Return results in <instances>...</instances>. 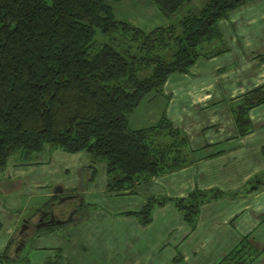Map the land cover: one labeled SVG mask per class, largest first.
<instances>
[{"label":"trees","instance_id":"16d2710c","mask_svg":"<svg viewBox=\"0 0 264 264\" xmlns=\"http://www.w3.org/2000/svg\"><path fill=\"white\" fill-rule=\"evenodd\" d=\"M108 1L118 0H0V172L10 156L28 161L45 146L65 153L83 151L91 162L104 165L106 189L124 192L187 164L188 138L166 115L161 113L154 124L136 130L129 128L128 116L146 94L162 93L169 74L186 73L197 58L224 52L227 47L219 45L206 53L202 43L221 41L217 20L249 0H208L177 26L149 31L116 20ZM150 1L165 16L190 0ZM97 30L108 40L96 41ZM261 103L264 84L229 105L237 136L250 132L248 111ZM93 173L91 168V178ZM263 175L264 171L254 175L242 191L262 185ZM11 186L0 181V191ZM81 193L77 188L63 189L32 213L44 219L52 213L59 219L52 208L74 199L75 210H81L85 204ZM237 193L196 187L184 197L150 195L139 210L122 214L147 225L152 210L168 203L192 231L201 204ZM30 216L20 222L19 241L29 228L37 235L58 226L35 229ZM80 217L71 220L78 222ZM241 238L217 264L254 260L259 251L247 235ZM11 242L8 238L3 246L0 264L14 263L6 256ZM20 261L27 264V259ZM172 261L179 262L181 257Z\"/></svg>","mask_w":264,"mask_h":264},{"label":"crops","instance_id":"0c3cea01","mask_svg":"<svg viewBox=\"0 0 264 264\" xmlns=\"http://www.w3.org/2000/svg\"><path fill=\"white\" fill-rule=\"evenodd\" d=\"M207 1L190 0L173 13L165 15L168 20L161 18L160 23L163 25L154 27L177 26L188 14L199 12ZM116 2L108 1L111 10L112 3ZM135 7L137 12L128 14L127 19L130 22L119 20L141 29L134 22H139L142 13L161 14L156 4L150 0H136ZM217 21V27L222 35L221 41L202 43V50L213 53V49H217L219 45L227 47L226 50L213 56L197 58L186 73L169 74L161 87V94L148 93L144 97L145 104L153 103L156 107L155 111L151 109L153 106L147 107L145 116H154L157 121L163 113L172 122V126L182 130L188 138L184 151L187 164L180 169L153 177L146 183H139L131 189L132 191L108 192L121 195L144 193L139 207L145 203L148 195L184 197L189 190L196 187L204 190L218 188L238 193L232 197H219L201 204L192 231L171 204L166 203L153 209L151 222L140 228L159 226L163 241L157 239L152 242L143 241L139 249L133 252L130 263L137 264L140 255H144L146 259L152 252L166 251L169 255L168 264H172L173 255L181 257V261L173 264H217L222 256L231 251L242 239L241 237L247 235L254 248L259 251L250 264H264V232H256L264 231V183L251 192L242 191L254 175L264 171V153L261 154V146L264 143V103L248 111L252 127L244 136L235 134L233 115L229 110V105H233L237 96L264 84V0L245 1ZM176 31H180L179 25ZM45 150L55 151L45 146L41 152ZM11 157L15 158L14 162L11 163V167L4 166L0 172V181L5 179L6 174L13 172V177L22 178L23 183L25 180L23 175L34 170L31 166L34 163H19L18 157L12 155L9 159ZM36 157L37 154L34 159ZM37 163H41L40 159ZM75 179L69 178L59 186L67 190L74 189ZM12 185L14 188L17 186L15 183ZM34 185L36 188L41 187L36 181ZM20 188L22 185L17 188L19 189L17 194H21ZM45 194L47 200L55 193L52 189ZM86 203L93 205L96 202L87 199ZM2 214L6 215L0 218V253L8 236L21 222L14 215L7 214L4 208H0V216ZM64 225L59 224L51 231L38 233L33 239H29L35 243L32 245V242L28 248H37L39 239H47ZM168 238L170 240H166ZM24 248L26 250V244ZM74 252L75 248L70 250L60 248L58 255L67 261ZM121 255L122 259L124 258L123 264H127L129 262L127 253ZM116 256L118 254H110L107 258L112 260Z\"/></svg>","mask_w":264,"mask_h":264},{"label":"rangeland","instance_id":"374dc122","mask_svg":"<svg viewBox=\"0 0 264 264\" xmlns=\"http://www.w3.org/2000/svg\"><path fill=\"white\" fill-rule=\"evenodd\" d=\"M135 1L136 0H119L116 3H112V12L115 15V19L128 22V14H130V12H137ZM161 18L164 20L169 19L162 14L148 15L142 13L139 22H134V24L138 25L141 29L149 30L154 26L163 25L160 23ZM114 37L120 39V35L117 33L114 34ZM94 38L96 41L108 40L107 37L98 30L95 32ZM145 100L146 98H144L135 108L134 112L128 116L129 128L136 129L139 127H146L156 122L157 118H154V116H145L147 111L145 109L147 107L153 106L151 107L152 111L156 110L155 104H145ZM14 156L19 158L17 155ZM32 156L30 161L19 158V163H34L31 165L34 167V170L27 171L23 175V179H25L23 183L21 181L22 178L13 177V172H9L4 177L5 179H2L4 183L11 185L15 183V185H17L15 188L12 185L11 188L0 191V208H4L7 214L14 215L18 220H23L32 214L28 218V221L30 223H35L38 212L32 213V211L47 202L44 197V195H47L45 193L51 191L58 185H62L63 182L68 181L69 178L77 179V181L75 179V188H77L80 193L82 192V197L96 203L90 205L86 203L87 199H84L85 204L82 209L77 210L78 212L75 210L76 213H72L71 217V219H73L77 216H81V219L78 222L70 220L64 223L65 225L62 229L55 231L47 239H39L37 248H28L33 242V240L29 239L35 237V234L30 232L32 228L28 229L25 235L26 238L19 241L20 236H18V229L20 224H18V226L14 228V231L8 236L12 238V242L6 252V256L14 261L13 264H23L20 258L27 259V264H111V262H113V264H123L124 258L122 259L123 255L121 254L126 253L129 257V262L127 264H133L130 263L133 252L139 249L143 241L147 240L152 242L156 241V239L157 241H163L164 237L159 230V226L152 225L149 228H140L142 225H139L133 216H125L122 214L128 211L139 210L138 207L140 201L143 200L145 196L144 193L138 195L109 193L105 187L106 175H104L103 164L90 163L91 159L87 153L80 151L79 154H66L56 149L52 152L45 150L37 154L36 159H34V153ZM14 159L11 157V159L8 160L6 164L7 168L12 166L11 163L14 162ZM39 159L41 163H37ZM84 159H87V161L84 162ZM91 168L94 170L92 178L90 176ZM34 181L41 187L36 188ZM21 185V194H17L19 190L17 188ZM32 195L33 197H31ZM76 205L77 201L74 199L68 202H61L59 206H54L52 208V212H54L55 216L58 218H66L72 212L71 209ZM5 215L6 214H2L0 218H4ZM71 223H76V225H72ZM256 232L260 233L264 231L257 230ZM166 240H170V238ZM34 243L35 242H33L32 245H34ZM25 244L26 250H24ZM18 246L19 249L16 251L15 249ZM53 247L56 248L51 249ZM60 248H68L69 250L75 248V252L70 255L66 261L58 255V250ZM110 254H118V256H116L115 259L109 260L107 257H109ZM168 256L166 251H164V253L152 252L146 259L144 255L138 256V263L168 264ZM174 257L175 255H173V258ZM172 259V264L176 263L173 262Z\"/></svg>","mask_w":264,"mask_h":264},{"label":"water","instance_id":"95a60500","mask_svg":"<svg viewBox=\"0 0 264 264\" xmlns=\"http://www.w3.org/2000/svg\"><path fill=\"white\" fill-rule=\"evenodd\" d=\"M61 191H62V190L60 189V186H59V185H58L57 187H54V188H53V193H55V194H58V193H60ZM71 217H72V213H70V215H68L66 218L55 219V218H53V216H52V214H51V216H50L48 222H49L50 224H54V225L64 224V223L69 222V221L71 220ZM18 249H19V246L16 247L15 250L17 251Z\"/></svg>","mask_w":264,"mask_h":264},{"label":"flooded vegetation","instance_id":"af4514ba","mask_svg":"<svg viewBox=\"0 0 264 264\" xmlns=\"http://www.w3.org/2000/svg\"><path fill=\"white\" fill-rule=\"evenodd\" d=\"M60 189L62 190L59 194H62L63 193V189L60 187ZM75 210V208L73 207L72 209H71V213H73V211ZM51 214L52 213H50L49 215H48V218L47 219H44V218H42V217H38L37 219H36V221H35V223H33L34 225V228L35 229H37L38 227H40V226H48V224H50L49 222H48V220H49V218H50V216H51ZM53 216V215H52Z\"/></svg>","mask_w":264,"mask_h":264}]
</instances>
